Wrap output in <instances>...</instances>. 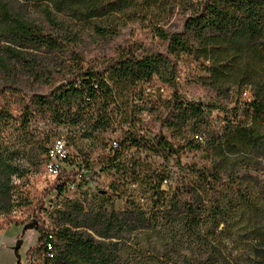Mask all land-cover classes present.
Returning a JSON list of instances; mask_svg holds the SVG:
<instances>
[{
	"label": "trees",
	"instance_id": "1",
	"mask_svg": "<svg viewBox=\"0 0 264 264\" xmlns=\"http://www.w3.org/2000/svg\"><path fill=\"white\" fill-rule=\"evenodd\" d=\"M12 1L0 0V75L16 74L21 66L49 91L27 95L19 85L0 86V214L15 206L32 213L46 209L45 200L34 205L29 194L15 198V180L47 167L57 130L86 138L120 132L94 163L103 173L121 175L110 192L99 195L109 211L86 212L82 200L68 198L71 185L91 172L89 166L83 172L60 169L47 195L64 200L55 212L61 221L53 229L38 227L40 241L24 264H264V0H16L39 4L64 34L62 16L78 22L133 11L132 18L151 24L165 47L130 44L100 67L80 62L46 82L29 57L63 50L65 39L30 22ZM174 15L181 17V28L167 30ZM182 54L202 65L205 83L218 97L224 89L250 88L247 100L225 112L221 127L211 116L222 104L183 100ZM154 80L173 97L159 115V132L149 138L132 104ZM191 149L204 154L201 164L182 163ZM132 151L153 155L164 167L146 169ZM172 163L174 183L164 190L174 174ZM130 184L138 189L126 198L123 188ZM125 198L129 207L115 211L116 199Z\"/></svg>",
	"mask_w": 264,
	"mask_h": 264
},
{
	"label": "rangeland",
	"instance_id": "2",
	"mask_svg": "<svg viewBox=\"0 0 264 264\" xmlns=\"http://www.w3.org/2000/svg\"><path fill=\"white\" fill-rule=\"evenodd\" d=\"M11 5L15 10L22 12L30 22L33 21L43 30L50 31L65 39L67 48L33 52L29 57L30 62L34 63L32 65H34L36 72L43 78L44 82L50 76L60 78L68 66L78 65L80 62H84L85 66L97 65L100 67L106 59L115 56L118 51L130 44H143L147 48H154L155 50L165 48L159 42V39L154 37L151 24L132 18L133 11L126 10L124 13L112 15V17L105 20L94 19L92 21L78 22L69 16H62L61 20L65 22H63L61 28H65L67 32L64 34V31L59 32L60 27L57 28L51 25L45 15H43L39 4L33 2L26 4L15 0L11 2ZM180 24L181 17L174 15L168 19V23L164 27L170 31H177L181 28ZM162 25H165V23L160 24V26ZM97 27L105 28L107 32L101 33ZM178 61L180 73L178 89L184 101L192 100L222 104L221 110L214 111L211 116L213 125L217 128L224 124V120L227 118L225 112L234 108L237 100L245 101L250 97V88H244L246 90L242 93V89L237 86L232 88L230 93L227 89H224L220 97H218L219 94L215 92L216 90L208 85V82L205 83L208 80L206 79L208 74L203 70L199 62L195 61L193 57L184 54L178 57ZM16 69V74L12 71L8 74L9 76L0 75V86L6 83L16 84L27 95L32 94L33 91L42 94L49 91V87L46 84H41L38 80L29 78L28 71L21 66H17ZM172 94L173 92L163 86L159 80H154L150 84L145 85L143 91L138 95L137 101H133V104L131 103L137 118H141L143 121L140 126L147 137L154 138L159 132L161 128V123L158 121L159 115L161 113L165 114L166 104L172 100ZM138 110H143V112L138 113ZM43 126H45L44 123L39 125V127ZM56 133L57 136L53 137L54 139L52 138L53 141L62 137L61 139L65 141L71 154V160L67 164L58 163L61 169L75 172L82 171L86 166L92 169L90 173H85V180L78 179L75 184L71 185L70 190H68V198L82 200L86 212L93 211L97 213L100 209L109 211V207L101 200L99 195L102 194V191L110 192L111 183L121 179V175L116 170L112 173H103L101 167H95L94 163L108 142L118 140L120 132L105 133L97 136L94 134L92 138H86L80 134L72 135V133L62 129L57 130ZM204 134L206 139L209 138L211 136L210 129H206ZM132 154L146 169L164 167L162 160L153 155L148 153L138 154L134 151H132ZM203 157V153L191 149V151H187L182 155V163L192 164V162H195L201 164ZM23 161L27 162L28 160L24 159ZM169 169L174 174H172L171 180L164 185V190L169 189L174 183L172 181L176 176L177 168L175 169L173 163ZM36 171L35 174L24 180H15V186L18 189L15 198L21 192L24 195L29 194L34 205L38 201L41 203V201L44 202L45 200L46 209L39 210L37 208L36 212L32 213V208L15 206L9 213L0 214V264L26 263L29 251L36 248L40 241L41 233H39L38 227L43 224L47 229H53L61 221L55 212L57 205L64 202V200L57 199L55 193L50 197L47 195V192L52 189V184L56 180L57 175H51L45 165L39 167ZM123 189L126 191V198H129L133 194L132 192H137L138 185L130 184ZM126 198L116 199L115 211L122 212L129 207ZM17 203H19V200ZM34 221L38 222L36 228L23 232L24 226ZM84 232L98 239L95 232L86 229ZM19 240H23L20 249V260L17 259L13 250ZM234 247L236 248V246Z\"/></svg>",
	"mask_w": 264,
	"mask_h": 264
},
{
	"label": "built area",
	"instance_id": "3",
	"mask_svg": "<svg viewBox=\"0 0 264 264\" xmlns=\"http://www.w3.org/2000/svg\"><path fill=\"white\" fill-rule=\"evenodd\" d=\"M114 144L115 146L117 145L116 142ZM68 157L69 154L67 144L62 139L57 140L50 151L51 162L47 165V171L51 175H58L60 172L59 170L61 169V166L58 163L64 164L65 161H67ZM47 249H49L50 251L53 250L51 244H48Z\"/></svg>",
	"mask_w": 264,
	"mask_h": 264
},
{
	"label": "water",
	"instance_id": "4",
	"mask_svg": "<svg viewBox=\"0 0 264 264\" xmlns=\"http://www.w3.org/2000/svg\"><path fill=\"white\" fill-rule=\"evenodd\" d=\"M37 224H38V222H37V221H34L33 223L24 226L23 232H26V231L29 230V229H34V228H36ZM22 243H23V240H19V241L17 242L16 246H15L14 249H13L14 252H15V256L17 257L18 260L21 259V254H20V251H21V250H20V249H21V247H22Z\"/></svg>",
	"mask_w": 264,
	"mask_h": 264
}]
</instances>
